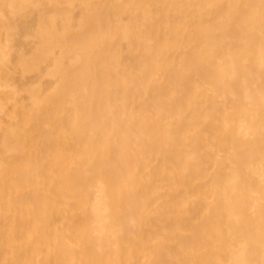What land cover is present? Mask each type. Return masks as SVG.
I'll return each mask as SVG.
<instances>
[{
  "label": "bare ground",
  "instance_id": "obj_1",
  "mask_svg": "<svg viewBox=\"0 0 264 264\" xmlns=\"http://www.w3.org/2000/svg\"><path fill=\"white\" fill-rule=\"evenodd\" d=\"M0 264H264V0H0Z\"/></svg>",
  "mask_w": 264,
  "mask_h": 264
}]
</instances>
